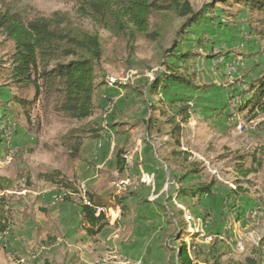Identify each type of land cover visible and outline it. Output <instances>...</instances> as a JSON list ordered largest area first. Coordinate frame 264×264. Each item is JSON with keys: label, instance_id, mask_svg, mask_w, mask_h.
Listing matches in <instances>:
<instances>
[{"label": "rangeland", "instance_id": "1", "mask_svg": "<svg viewBox=\"0 0 264 264\" xmlns=\"http://www.w3.org/2000/svg\"><path fill=\"white\" fill-rule=\"evenodd\" d=\"M212 2L190 0L195 13L207 15L201 23L187 29V39L183 40L181 33L188 19L167 21L152 16L151 31L163 28L161 37L157 41L139 37L130 48L126 40L79 18L76 1L0 0V10L17 12L25 20L61 12L83 30L100 34L105 56L98 70V83L104 86L113 78L117 91L133 92L138 102L144 103L143 109L135 106L139 107L137 115L128 125L129 130L135 131L132 144L114 152L116 156L120 150L127 156L124 160L132 170L131 177L118 182L123 178L118 175L115 185L101 182L97 187L107 197L105 200L114 196L126 198L128 214L122 215L115 203L114 208L105 209L102 214L108 227L96 236L89 235L81 225L75 230L74 225L58 226L57 220L48 218L49 214L57 212L56 207L66 203L62 200L65 194L71 193L44 177L57 170L60 177L56 181L64 177L69 186L72 184L74 169L68 167L60 140L72 128L93 120L96 125L108 122L116 110V99L104 97L103 108L97 98L99 108L96 106L93 116L84 121L65 119L56 111L58 96L48 97L44 91L36 104L22 109L13 96L31 102L36 90L17 89L9 81L15 44L0 33V178L12 183L14 208L7 241L3 239L0 245V264H42L44 260L53 264H179L178 249L185 244L193 259L196 248L201 263L264 264V114L242 117L237 112L248 86L264 72V39L256 33L250 35L248 23L252 17L243 5L228 7L220 3L211 12L208 9ZM251 22L264 33V17H253ZM176 45H180L177 52L193 50L201 54L191 63L192 71L197 74V85L211 89L201 95L190 91L201 107L195 108L190 123L182 126L180 146L165 144L169 140L168 124L162 132L148 138L152 154L166 170L158 194L153 192L154 179L143 173L133 155L141 152L138 140L147 137L146 120L159 114L152 110V105L160 96L169 98V93L178 92L176 85L171 84V92L150 93L157 76L166 71L165 64ZM122 92L120 95L125 94ZM217 111L220 112L214 113ZM236 157H245L243 168L246 172L252 168L253 173L245 177L236 171ZM190 164L198 166L197 174L189 173ZM108 176L104 179L109 180ZM75 182L81 192L72 195L77 205L87 191L78 179ZM204 185H211L212 190L201 196L197 188ZM239 189L241 195H236L234 192ZM139 195L143 198L137 213L143 212L146 218L143 224L135 226L131 207L135 204L132 200ZM80 213L79 209V218ZM250 213L253 220L246 219ZM129 214V221L124 223ZM159 214L160 219L154 216ZM120 216L123 219L119 223ZM44 217L49 219L46 224ZM68 230L77 231L78 236H68L64 233ZM117 230L126 236L113 234ZM131 232L136 234L130 236Z\"/></svg>", "mask_w": 264, "mask_h": 264}, {"label": "trees", "instance_id": "2", "mask_svg": "<svg viewBox=\"0 0 264 264\" xmlns=\"http://www.w3.org/2000/svg\"><path fill=\"white\" fill-rule=\"evenodd\" d=\"M76 1L77 15L79 18L90 20L96 27L106 31L116 38L127 41L130 48L134 47L139 37L151 41H157L163 32L159 27L151 31L150 20L152 16H161L167 21L172 18H186L187 23L181 33L182 39H187V29L203 21L207 15L204 12L195 13L190 0H69ZM231 7L236 4L243 5L252 17H264V0H213L208 9H213L218 4ZM214 20V18H213ZM249 21V33L257 34L264 39V33L260 28H254ZM237 26V24H235ZM0 33L13 41L15 53L12 56L9 70V81L17 89L36 90L35 98L28 102L23 98L13 96L14 101L22 109L26 105H34L40 96L47 94L48 97L58 96L57 112L70 121H84L93 116L96 111L95 97L101 84L98 83L102 60L105 49L102 37L98 33L85 31L76 26L72 20L61 12H56L50 17H38L33 20H25L24 17L11 11L0 10ZM180 45H176L171 51L172 55L166 62V71L160 73L150 87V93L160 95L161 91L171 92V84L176 85L178 92L169 93V98L160 96L152 105V110L159 113L146 120V133L150 137L153 133L162 132L165 125H170L167 132L174 145L180 146L182 126L190 123L195 108L201 107L193 99L190 91L207 94L211 88L199 86L196 83L197 74L192 71L191 63L201 57V54L193 50L177 52ZM176 60V62H175ZM190 93V94H188ZM192 94V95H191ZM227 111V108H224ZM220 111L214 112L219 113ZM237 112L242 117L257 116L264 114V72L253 81L242 95L241 105ZM158 115V114H156ZM253 120V119H251ZM102 130L93 121L77 128H72L60 140V147L64 149L68 167L74 169L73 179L70 186L55 170L51 176H45L46 180L54 181L59 187L67 192L63 202L77 206L81 210V225L92 236L99 235L106 227L104 214L97 215V209L114 208L113 202L105 200L92 191L84 192L78 201L88 200L92 207L82 203L74 204L72 195L80 194L76 187L78 179L74 164L82 160V147L86 139H98ZM119 172H123L124 156L122 151L116 154ZM245 157H236V171L247 176L253 173V169L244 170ZM190 174H197L199 168L196 164L188 166ZM75 187V188H72ZM71 188L73 191H68ZM203 196L212 190L211 185L197 188ZM12 183L9 179L0 178V245L3 239L7 241L6 233L14 220V208L10 192ZM241 189L235 190L236 195H241ZM20 192V191H19ZM9 193V194H8ZM114 199V200H113ZM112 200L117 205L122 215L129 212L124 197L115 196ZM196 248L193 249L195 258H192L188 247L183 245L178 249L179 264H206L198 262ZM212 255V254H211ZM250 261V260H247ZM42 264H53L44 260Z\"/></svg>", "mask_w": 264, "mask_h": 264}, {"label": "crops", "instance_id": "3", "mask_svg": "<svg viewBox=\"0 0 264 264\" xmlns=\"http://www.w3.org/2000/svg\"><path fill=\"white\" fill-rule=\"evenodd\" d=\"M111 80L114 79L110 78V80L107 81L104 86L103 85L99 86L96 93L95 102L96 99L98 98L97 100L99 106L104 108L105 106L103 104L105 101L102 100L104 99V97L112 98L114 100L116 99V110H114V115L108 118V122L104 123V121H102L101 123H98L97 126L102 130L101 137L98 139H86L84 141V145L82 147V152H81L82 160L77 161L74 164L78 176L79 184L81 185V187L84 188L86 191H92V192L94 191L93 193L96 192L98 196H101L104 199H107V197L103 196L104 193L101 192L100 190H97V187H99L101 182H104V185L106 186L108 184L115 185L116 184L115 176L120 175L123 177L122 179H119L118 182H120V181L129 180L128 178H130L132 175L131 174L132 170L126 167L127 160L126 161L124 160L125 162L123 165L124 166L123 172L121 173L119 172L118 160L114 152L117 148L128 147L129 144H132V135L133 136L135 135V131L133 133V130H129L128 125L132 121L133 117H136L137 115L136 110H138L137 108L139 107L135 108V106H141L142 107L141 109H143V105H144L143 102H141L143 104L138 102V99L135 98L136 96L135 94H133V92H127V90L117 91L118 89L115 88L114 85H111L110 83ZM122 91H124L125 94L120 95V92ZM96 106L98 105L96 104ZM143 113L145 115L144 117H146L147 116L146 107L144 108ZM139 116L140 119H146V118H141L142 115ZM154 116H156L157 118L160 117L159 114L158 116L156 114ZM148 138L149 137H146L141 141L138 140V143L142 144V149L140 153L134 154L133 157L135 159V162L140 165V168L143 171V173H147L148 176H151L154 179L153 182L155 186H153L154 188L153 192L155 193V191H157L158 194H160L162 191L161 190L162 183L166 176V172H165L166 170L165 168L161 167L160 162L152 154V149L150 147L151 141ZM167 142L168 143H165L167 144V146H174L170 138ZM126 157L127 156H124V158ZM133 170L134 172H136L135 168ZM106 174H109V176ZM106 176L111 178L109 180L108 179L105 180L104 178H106ZM185 192L188 193L189 191L187 190ZM116 193H118V191ZM142 198L143 196L139 195V197L137 196L135 197L134 200H132L135 203L131 207V211H132L131 214L135 216L134 217L135 226L138 225L139 223L143 224L145 222L144 219L146 218V215H144V213L141 211L137 213V211L140 209V206L142 204L141 202ZM113 200L111 199V202H113L114 204L115 202ZM132 201L129 200L128 203L132 205ZM56 208H57V212L53 211V213L49 214L48 218L57 220L58 226L64 227L65 225L66 226L74 225V230L76 229V227L78 226L80 227L82 214L80 213V218H79L78 216L79 208L68 203L59 204ZM131 214H129L126 219L124 218L123 220L124 223H126V221H129L128 217H130ZM154 216H157L160 219L162 215L159 214ZM48 218L47 217L43 218L45 220V224L49 221ZM119 218H120L119 220L120 223L123 217L120 216ZM113 223L114 222H111V224ZM119 223L117 222V224ZM108 229L111 228H107V230ZM64 233L68 234V236H78L77 231H74L73 233L72 231L69 232L68 230V232L65 231ZM137 233L139 235L140 232ZM113 234H118L117 236H126L124 232H118V230L113 231ZM135 234H136L135 232H131L129 235L133 236ZM66 237L67 236H64V239H66Z\"/></svg>", "mask_w": 264, "mask_h": 264}, {"label": "built area", "instance_id": "4", "mask_svg": "<svg viewBox=\"0 0 264 264\" xmlns=\"http://www.w3.org/2000/svg\"><path fill=\"white\" fill-rule=\"evenodd\" d=\"M110 83H111V85H114V80H111ZM107 109H108V112H111L112 111V106L107 107ZM241 128H242V126H241ZM241 128H239V129H241ZM78 203H82L85 206L92 207L91 203L88 200H86V199H83L81 202H78ZM101 213H105V209H102V208L97 209V215H99ZM246 219L247 220H249V219L253 220L254 219V215L252 213H250V214L246 215ZM186 221H188V223H191L190 222L191 221L190 217L186 216Z\"/></svg>", "mask_w": 264, "mask_h": 264}]
</instances>
